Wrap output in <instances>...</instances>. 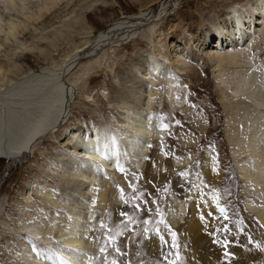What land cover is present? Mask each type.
Listing matches in <instances>:
<instances>
[{
    "label": "rangeland",
    "instance_id": "1",
    "mask_svg": "<svg viewBox=\"0 0 264 264\" xmlns=\"http://www.w3.org/2000/svg\"><path fill=\"white\" fill-rule=\"evenodd\" d=\"M44 1L30 3L24 12L14 11L12 19L25 22L24 33H20V29L14 36L6 38L8 25L3 19L0 66L13 65V74H5L4 81L0 80V98L16 90L22 82L27 83L29 73L55 70V75L66 80L83 66L89 65L91 72L83 90L74 88L73 94L69 95L71 110L69 108L65 126L41 139L29 159H17L16 162L0 159V264H26L24 245L31 250L32 258L37 256L40 261L46 262L51 255L62 254L61 249L56 251L59 243L55 234L69 230L73 220L67 205L62 203L59 186L68 173L55 166L59 159H73L63 148L68 128L86 130L95 127L103 142L113 141L122 146L135 135L131 127L137 123L140 113L148 117V127L158 126L164 130L163 141L160 145L151 141L144 144L151 151L141 158L131 156L129 151L121 152V173H115L121 176L119 180L116 178L117 182L112 179L116 183V193L111 197L112 204L123 208L118 215L121 220L115 219L110 202L99 201L100 184L98 179L94 181L85 206L87 217L74 221L84 225L88 245L92 246L86 264H191L189 257L195 264H264V224L245 206L254 203L259 207L262 197L256 196V184L250 181L243 189L225 135L228 128L238 125L233 124L236 121L232 114L237 110L235 113L241 116L243 110L233 107L226 110L221 104L218 94L224 92L225 100L231 103L228 97L234 89L232 75L213 68L206 54H224L232 50L228 47L229 39H224L222 49L213 45L217 36L213 34L212 25L213 22L223 25L219 13L228 5L241 7L246 0H163L156 5L151 4L155 0H65L48 11L45 7L50 5ZM141 11L145 13L144 19H138ZM130 22V26H134L131 38L127 39L128 32H110L116 24ZM103 34L107 39L98 43ZM259 34L257 32L256 41L261 44L262 34ZM205 42L209 46L204 50ZM154 46H163L167 55L178 53L181 61L186 63L189 74L172 77L174 88H182L186 101L179 106L181 99L178 97L169 103L161 80L155 78V85L145 81L147 87L151 84L145 97L149 102L143 106L144 111L137 113L130 97L123 92L136 88L132 78L144 82V67H138L136 62L149 58ZM260 59L264 64V56ZM170 66L168 62L163 65V70ZM190 67L201 71L203 82L196 84L193 81ZM260 75L264 79V69ZM206 149L215 151V164L221 173L217 183L202 170ZM158 157L167 160L187 157L191 161L188 168L172 169L163 164L162 173L147 171L146 164L150 165ZM137 161L141 162V169L136 167ZM107 175L100 177L101 180L111 179L110 174ZM49 187L54 199L60 200V207L49 208L42 201L44 191ZM194 188L206 205L209 222L204 217V224L196 227L199 230L190 234L191 238H184L179 225L190 218L192 207L185 196ZM175 201L185 207V220H177L183 221L179 225L173 223V219L179 217ZM35 219L38 222L34 226L47 240L46 245L38 246L20 233ZM173 233L176 234L174 248L171 247ZM161 234L168 242L163 251ZM225 239L234 241L227 248L229 257L224 255Z\"/></svg>",
    "mask_w": 264,
    "mask_h": 264
},
{
    "label": "bare ground",
    "instance_id": "2",
    "mask_svg": "<svg viewBox=\"0 0 264 264\" xmlns=\"http://www.w3.org/2000/svg\"><path fill=\"white\" fill-rule=\"evenodd\" d=\"M41 1L42 0H0V30L3 29L2 22L4 19L7 21L6 24L8 25L6 29L8 30V34L5 36L6 38H10L9 35L14 36L20 29L22 30H20V33H24L23 25L25 22H15L16 20L12 19L14 11L24 12L30 3L40 4ZM45 1H48L47 3L50 5H46L45 7L48 11L50 7L58 5L65 0ZM161 1L163 2V0H155L151 4L154 3V5H156ZM219 14L223 25L213 22V34L217 36L216 41L218 40V43L215 41L213 45L222 49L224 47V39H229L230 45L228 47H231L232 50L224 54H219L217 52L215 54H211L210 52L206 53L208 54L207 59L213 64V68H218L221 70L220 72L226 74L230 73L232 75L231 79L234 89L230 91L231 95L228 97L232 104H229L228 100H225V92L223 94H218V97L226 110L233 107L238 110H243V114L239 116L240 113H235L237 110L235 112L233 111L234 114L232 115L237 123L233 122V120L231 122L238 125H232L233 127L228 128L225 135L230 146L233 167L239 182L243 185V189H245L248 185V181H250V183L256 184V196L262 197V199L259 198V207H256L254 203H247L245 205L246 210L264 224V79L260 75V71L264 69V64L260 63V58L264 56V0H246L241 7L228 5L226 9ZM138 17V19H144V11H141ZM28 19L30 20V18ZM37 20H40V18ZM76 23L77 22H75V24ZM130 24L131 22L128 24H116L111 28L110 32L121 31L123 34L128 32L127 39H129L131 38V33L134 32V26H130ZM257 32H260L259 35L262 34L261 44L256 41ZM106 39V35L103 34L97 41L101 43ZM204 45L206 47L204 50L208 49L207 46H209V43L205 42ZM162 48L163 46H154L153 54L149 56V58L143 61L142 59L137 60L136 63L139 65L138 67H144V82L132 78L131 82L136 88L132 89L133 91L130 90V92H123L126 97H130L132 108L137 111V113L142 112L140 110H143V106L147 105V102H149L145 97H147L146 93L150 90L149 85H155V78L157 81L158 79L161 80L165 98L168 102L180 97L181 102L179 106H182L186 101L183 92L181 93L182 88H174L175 81L174 78H172L175 74L187 73V67L184 65L186 63L181 61V56L178 53H169L170 55H167L164 54ZM159 57L160 60L157 59ZM168 62H170L171 66L169 69L163 70V65ZM143 64L145 66H143ZM14 67L17 66L15 65ZM88 67L89 65L83 66L76 75L71 77L68 76L66 80L62 76L55 75V70L53 72V70L45 69L38 74L29 73L27 79L22 78V80L26 79L27 83L23 84L25 81L22 82L16 90L7 94L5 98H0V159H6L8 162H16L18 161L17 159L22 160L23 158L29 159L32 153L33 155L35 154L34 148H37L36 145L41 139L54 132H58L60 126H65L67 122L66 119L69 115L68 110L71 107H69V103H71L69 102L71 100H69V95L73 94L74 88L77 90L84 88L85 82L89 78V73L91 72V67ZM193 67L189 69L192 73L193 81H195L196 84L201 81L203 82V77L200 74L201 71L199 72L198 69ZM12 68L13 65L12 67L11 65H1L0 80L4 81L5 74H13ZM187 74H189V72ZM147 80L151 82V84H148V87L145 85V81L149 83ZM69 86L71 88H69ZM233 117L230 118L233 119ZM230 120L228 122H230ZM147 122L148 117L143 114L141 116L140 113L137 123L131 127V130H135V135H132L133 137L123 144L121 143L122 146L119 144L120 147L114 144L113 141L108 143L103 142L95 127H87L86 130L82 128L66 129L68 138L63 144L64 147H62L67 149L69 155H71L73 159L71 158V161H66V159H59V157V162H56L58 165L55 166V168L66 170V173H68V177L62 178L63 180L61 179L62 181H60L59 186L63 196L62 203L64 202L65 205H67L65 207L69 211V215L73 220V225L69 230L59 231L55 234V238L59 243L56 251L61 249L60 251H62V254L60 256L51 255L46 262L37 260V256L32 258L30 255L31 250L27 245H24L26 264H86L87 258L89 259V256L92 254V246L90 245V247L88 245L84 225L75 223L74 221L87 217L85 206L87 207L90 198L89 195L90 192H92L91 187L97 179L100 184V190L97 193L99 201L110 202L115 219L121 220L118 215L123 208L111 203V197L115 196L116 193V178L119 180V176H121L115 174L119 171L121 165V152H123V150L126 152L129 151L131 156L133 154L141 158L151 151V149L149 150L148 146L144 144L151 141V143L156 142L160 145L161 141H163L161 137H163L164 130L160 129L158 126L148 127ZM213 150L214 149H206V151H204V158L201 163L202 170L205 174L211 179L216 180L215 182L217 183L221 173L215 164V151ZM162 157L156 158L150 165L149 163H145L147 165V171L150 170V172L154 174L162 173L160 171H163V164L170 165L172 169L188 168L191 161V159L187 157L184 160L178 157L167 160L165 157L161 159ZM138 161L136 167L141 169L142 164ZM55 173L57 174V172ZM55 173H53V175H55ZM108 173L111 179L106 181L101 180L100 177L106 176ZM112 179H114L115 182L112 181ZM44 192L45 196L42 197L44 198L42 201L45 202L49 208L61 206V204H58L59 199H54L52 196L50 187L46 188ZM198 194L196 188L186 193L185 197L188 200V205L192 207V213L191 215L189 214L190 218L188 221L177 222V220L184 219L183 214L185 212V207L180 201H175L178 205L177 210H179V217L177 219H173L174 217H172V219L173 223H177V225L183 222L179 226L182 228L184 238L199 230L197 228H199L201 224H204V217L206 220L208 219L206 218L208 217L206 205L200 200ZM78 197H80V199ZM253 199L254 201L256 200L255 198ZM189 210H191V208ZM207 221L209 222V220ZM37 222L38 219L30 222L29 225H26L27 227L25 230L20 233L36 242L38 246L46 245L47 240L43 239L37 226H34ZM199 254L201 253L199 252ZM188 259L191 264H195L190 257Z\"/></svg>",
    "mask_w": 264,
    "mask_h": 264
},
{
    "label": "snow or ice",
    "instance_id": "3",
    "mask_svg": "<svg viewBox=\"0 0 264 264\" xmlns=\"http://www.w3.org/2000/svg\"><path fill=\"white\" fill-rule=\"evenodd\" d=\"M220 211L223 213V212H224V209L221 208ZM125 214H126V213H122V215H125ZM202 218H203V217H202ZM175 235H176L175 233L172 234V236H173V243H172L171 247H173V248L176 247V244H175ZM159 239H160V242H161V248H162V251H163L164 246H165L168 242L166 241L164 235H162V234L159 236ZM231 243H234V241H228V240H226V239L223 241V246H224V248L226 249V251H225V253H224L225 257H229V256H230V253L227 251V248L229 247V245H230ZM101 251H103V249H102ZM116 251L119 252V248H117ZM36 252H37V255L39 256V254H40L39 249H37Z\"/></svg>",
    "mask_w": 264,
    "mask_h": 264
}]
</instances>
